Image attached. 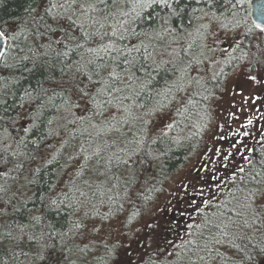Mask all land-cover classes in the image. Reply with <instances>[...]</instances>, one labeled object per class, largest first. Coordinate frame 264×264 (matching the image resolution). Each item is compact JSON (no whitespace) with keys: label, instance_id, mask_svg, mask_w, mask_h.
I'll use <instances>...</instances> for the list:
<instances>
[{"label":"trees","instance_id":"1","mask_svg":"<svg viewBox=\"0 0 264 264\" xmlns=\"http://www.w3.org/2000/svg\"><path fill=\"white\" fill-rule=\"evenodd\" d=\"M51 3L64 0H0V31L6 33L0 56V264H264V216L254 219L252 211L244 207L250 193L264 189V120L253 123L250 115L260 111L264 116L261 90L239 102L242 113L247 114L244 125L248 133L240 131L247 137L219 144V161L211 168L203 170L199 164L202 169L198 168L196 176L201 182L198 178L193 181L202 183V192H194L198 186L194 184L190 191H174L182 199L179 207L169 209L161 219L152 214L158 208L156 200H162L168 191L173 174L204 145L210 120L208 104L226 75L239 62L257 61L259 47L264 48V35L249 38L248 0H228L227 5L218 0L225 16L242 21L239 48L234 46L223 65L209 66L204 86L194 90L196 94L183 115L178 116L175 108H165L178 124L166 136H160V127L153 126L160 111L157 102L169 103L170 97L164 99L167 89L184 64L199 54L198 22L191 10H207L204 0L199 4L195 0H169L171 7L153 3L143 10L135 7V0H80L83 7L76 9L71 31L78 38L84 33L96 35L81 39V48L70 52L55 70L45 71L38 66L39 59H23L33 57L34 29L20 30L31 28L30 9L44 15V8ZM170 27L181 35L164 30ZM39 51L45 53L44 49ZM44 58L56 60L51 52ZM76 61H91L90 67H97L108 88L99 99H111L112 105H105L104 112L95 115L82 108L72 113L46 109L37 127L25 134L23 128L31 123L27 114L47 99L38 97L29 102L22 99L25 92L36 96L42 89H50L46 77L59 79L64 62ZM109 71L118 73L119 78H108ZM113 88L118 91H111ZM62 101V96L54 100L57 104ZM83 115L89 119H75ZM48 120L53 123L49 125ZM146 130L152 140H148ZM21 137L25 140L21 146L24 155L13 156ZM146 140L147 149L142 147L133 156L137 161L133 176L121 161ZM231 145H235L233 150ZM225 147H229L228 152ZM128 192L131 196L125 199ZM49 198L64 201L59 211L47 206ZM70 204L78 210L74 212ZM120 205L123 208L117 212ZM260 205L264 199L257 197L254 206L259 210ZM138 210L141 215L132 225L120 226ZM96 212L111 214L112 227L106 226L101 238L96 234L99 232L77 233L73 223L80 219L99 221ZM85 213L92 215L85 217ZM34 216L41 221L33 227ZM21 226H27L23 232ZM129 227L134 236L128 234ZM225 231L229 235L216 243ZM41 232L45 235L39 243L28 239L39 237ZM52 232L56 235H49ZM237 233L235 243L240 248H233L228 240ZM104 235L109 242L102 239Z\"/></svg>","mask_w":264,"mask_h":264},{"label":"snow or ice","instance_id":"2","mask_svg":"<svg viewBox=\"0 0 264 264\" xmlns=\"http://www.w3.org/2000/svg\"><path fill=\"white\" fill-rule=\"evenodd\" d=\"M195 2L199 4L200 0H195ZM153 3H159L163 6L171 7L169 0H135V7H139L143 10L144 8L150 7ZM204 3L207 6V10H205L204 7L192 8L191 10L194 20L198 22L196 26V39L199 47V54L193 56L186 64H184L177 80L167 89V94L164 99L169 100L170 97L169 103L163 104L159 101L157 102L160 110H164L165 108H175L178 116L183 115V110H186L185 106L192 103L191 96L196 94L194 90L198 87L204 86L205 76L209 70V66L216 63L215 53L218 51L217 41L219 39L217 33L220 31L227 33L229 30H238L242 23V21L236 19L234 16L231 19L225 16L224 11H221V6L218 3V0H204ZM227 3L228 0H224V4L227 5ZM78 7H83V5L80 4V0H64V3H51L48 7L44 8V15H41L36 8L30 9V17L32 20L31 28L21 29L20 31H31L34 29L32 32L33 45L30 49V51H34L33 57L25 56L23 59H39L38 66L41 69L45 71H53L55 70L57 63H60L63 58L69 57L70 52L83 46L80 43L81 39H90L92 36L96 35V33H84L78 38L71 31L72 26L76 24V20H74L73 17L77 14L76 9ZM89 7H91V5H89ZM56 9H60V11H56ZM198 12L200 15H195ZM136 15L139 16L140 13L137 12ZM171 15L175 16L177 13L172 12ZM254 15L256 17L254 27L258 30L257 36L264 35V5H261L258 12L254 13ZM164 23L167 24L168 21H164ZM65 25H67V27ZM164 30L168 32H177L176 28L171 27ZM247 31H251V29H247ZM5 35L6 33L4 31H0V38ZM113 35H115V33H113ZM177 35H181V33L177 32ZM189 35L191 34L189 33ZM122 38L123 37H121V39ZM232 43L239 48V41L236 38H233ZM40 49L45 50L43 55L40 53ZM90 51H92V49H90ZM219 51L223 54L227 49L220 48ZM49 52L55 53V61L50 62L44 58ZM243 58V56L240 57V59ZM260 63L264 64V60H261ZM91 64V61H76L75 64L64 62L63 67L60 69L61 76L59 79H57L55 75L46 77L51 85L50 89H42L36 96H33L31 92H25L22 99L29 102L37 100L38 97L42 100L44 97H47L44 102L39 103L35 111L27 114L31 117V123L28 127L23 128L25 134H28L37 127V121H39L44 115V111L49 108L55 109L57 112L63 110L69 113H72L73 109L82 108L85 113L91 112L95 115L102 114L105 110V105H112L113 101L111 99L104 101L99 99L101 94L108 92L107 80L100 77V72L97 70V67H90ZM34 67H37V65L34 64ZM26 70L31 71V69ZM193 73H195V75H193ZM216 75H219V73ZM94 76L100 77V79H94ZM107 76L108 78H119L118 73L115 71H109ZM212 78L215 79V76ZM129 79H132V77H129ZM251 79L255 80L256 77L253 76ZM140 86L141 88L145 87L144 84H141ZM57 89H59V91H57ZM49 90L51 91V95H48ZM111 91H118V89L113 88ZM173 91L175 92V95H171ZM182 93L186 95H182ZM58 96L63 97V101L60 104L54 102L55 98ZM73 100L76 102L73 103ZM21 107H23V103L21 104ZM75 119L85 121L89 119V116H76ZM47 123L50 125L53 123V120H48ZM174 126H178L175 120L165 126V129L160 132V136H166L168 130L173 129ZM145 134L148 136V140H152L149 130H146ZM148 140H146L142 146L138 144L137 148L129 154L128 158L121 161L122 164L128 167L133 176L135 175V165L137 163V161L133 159V156L136 152L141 151L142 147L147 149ZM24 145L25 140L21 137L17 142V149L12 155L17 157L23 156L24 153L21 150V146ZM16 167L19 168L20 165L18 164ZM37 171H39V169H37ZM126 183L131 184V181H127ZM137 195H139V193H137ZM130 196L131 192H128L125 199H129ZM257 197L264 199V189L254 190L250 193L247 202L244 205L246 209L252 211L254 219L256 217L264 216V205H260L259 210L254 206V201ZM63 203L64 201L58 203L56 199L49 198L47 206L59 211ZM69 207H71L74 212L78 210L76 205L70 204ZM79 207H83V205H79ZM122 208L123 205H120L116 211L119 212ZM94 214L99 217V221L92 219L85 222V219H80L73 223V228L77 230V233L101 232L106 226L109 228L112 227L114 220L111 214H101L99 212ZM90 215H92V213H85V217ZM140 215L141 213L139 210L132 212L127 216L126 221L122 222L120 226L124 227L125 225H132ZM118 219L117 216L116 220ZM32 220L34 221V224L32 225L34 227L35 225L40 224L41 217L34 216L32 217ZM105 221H108L107 225L104 223ZM97 223H99V227H97ZM243 223L245 226H248L247 219H245ZM24 227L27 226H21V232L24 231ZM128 234H131L132 236L135 235L132 227L128 228ZM44 235L45 234L41 232L39 237L29 236L28 239L35 240L39 243V241L44 238ZM49 235H56V233L52 232ZM66 235L67 233H61V236ZM220 235L221 239L216 240V243H222L223 237L228 236L229 233L225 231ZM238 236L239 233L233 236L232 239L228 240L231 247L240 248V245L235 243ZM240 238L243 239V237ZM41 247H48V245L42 244ZM43 258V256L40 257V259Z\"/></svg>","mask_w":264,"mask_h":264},{"label":"rangeland","instance_id":"3","mask_svg":"<svg viewBox=\"0 0 264 264\" xmlns=\"http://www.w3.org/2000/svg\"><path fill=\"white\" fill-rule=\"evenodd\" d=\"M248 23V26L252 28V34L249 38H257L258 30L255 29L254 25L249 22V20ZM241 28L242 27H240L238 30H229L227 33L224 31L217 33L219 39L217 41L218 51L215 53L216 63L214 65H210V67L215 68V66L226 63L227 58L229 55H231L230 53L234 52L235 44L232 43L233 38H236L239 42L242 39L241 37L243 35V30ZM220 48L227 49V51L221 54L219 51ZM258 53L259 57L256 59L257 61L253 60L251 62L248 61L237 63V67L229 71V73L226 75V78L223 80V84L221 85L220 89L217 90L215 96L210 99L208 104L210 120L207 124V129L204 132L205 143L200 149L197 148L195 153L189 155L186 159V163H184V165L178 169L175 174H173L170 182L168 183V191L162 195V200H156L155 202L156 206L158 207L152 212L153 215L155 214V217H163L162 214L167 216L169 209H177L179 207L182 199H180L179 196L174 193V191H190L188 189L192 184L198 185V183L196 184L193 181L194 179L198 178L196 176L198 168L202 167L203 170H206L211 168L212 164H214L216 161H219V157H217L219 153V144H223L224 141L229 140V138L231 141H236L240 138V136H246L244 133H242V131H240V129L247 131L246 133H248V126L244 125L247 114L242 113L243 108L240 107L239 102L243 101L241 100L242 98L252 97L260 90L264 95V64L260 63L261 60H264V48L259 47ZM253 76L256 77L255 80L251 79ZM244 83L246 85H244ZM250 115H252L255 120H251L253 123H255L257 120H264V116L260 114V111H254L253 113H250ZM153 119L154 128L157 127L159 129L160 127V130L165 129V126L173 121V118L170 116V111H166L165 109L158 111L157 115ZM236 119H240V121L236 122ZM259 126L261 128L263 127V125ZM231 146L230 149L233 150L235 145ZM228 148L229 147H225L226 152L229 151ZM208 161L211 162L208 163ZM198 180L201 182V177H199ZM197 190L202 192V183L196 186L194 192ZM97 227H99L98 224ZM99 233L96 234L101 238V235L104 233V231ZM114 234L116 235L117 233ZM102 239L109 242V240L105 238V235L102 237Z\"/></svg>","mask_w":264,"mask_h":264},{"label":"water","instance_id":"4","mask_svg":"<svg viewBox=\"0 0 264 264\" xmlns=\"http://www.w3.org/2000/svg\"><path fill=\"white\" fill-rule=\"evenodd\" d=\"M248 5H249V16L254 23V21L256 19L254 13L258 12L261 5H264V0H249ZM5 44H6V38H4V37L0 38V56L2 55L3 51L5 50L4 49Z\"/></svg>","mask_w":264,"mask_h":264},{"label":"bare ground","instance_id":"5","mask_svg":"<svg viewBox=\"0 0 264 264\" xmlns=\"http://www.w3.org/2000/svg\"><path fill=\"white\" fill-rule=\"evenodd\" d=\"M241 66V65H240Z\"/></svg>","mask_w":264,"mask_h":264}]
</instances>
